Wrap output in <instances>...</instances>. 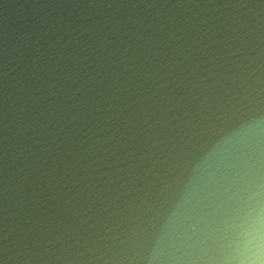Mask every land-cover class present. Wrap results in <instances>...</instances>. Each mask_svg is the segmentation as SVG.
<instances>
[{
  "label": "water",
  "instance_id": "obj_1",
  "mask_svg": "<svg viewBox=\"0 0 264 264\" xmlns=\"http://www.w3.org/2000/svg\"><path fill=\"white\" fill-rule=\"evenodd\" d=\"M257 34L264 0H0V264H75L139 187L162 121ZM251 114L188 140L154 228Z\"/></svg>",
  "mask_w": 264,
  "mask_h": 264
},
{
  "label": "clouds",
  "instance_id": "obj_2",
  "mask_svg": "<svg viewBox=\"0 0 264 264\" xmlns=\"http://www.w3.org/2000/svg\"><path fill=\"white\" fill-rule=\"evenodd\" d=\"M246 43L239 58L194 82L162 121L139 187L89 225L91 240L75 251V264H264V37ZM243 105L252 106L243 134L185 185L180 209L154 228L155 208L188 140Z\"/></svg>",
  "mask_w": 264,
  "mask_h": 264
}]
</instances>
